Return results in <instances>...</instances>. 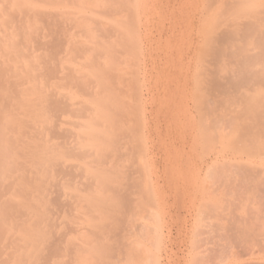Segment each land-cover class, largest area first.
Wrapping results in <instances>:
<instances>
[{
    "label": "rangeland",
    "instance_id": "374dc122",
    "mask_svg": "<svg viewBox=\"0 0 264 264\" xmlns=\"http://www.w3.org/2000/svg\"><path fill=\"white\" fill-rule=\"evenodd\" d=\"M0 264H264V0H0Z\"/></svg>",
    "mask_w": 264,
    "mask_h": 264
}]
</instances>
